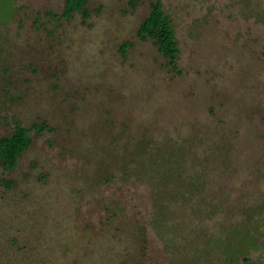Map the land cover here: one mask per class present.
I'll return each mask as SVG.
<instances>
[{"label": "rangeland", "instance_id": "rangeland-1", "mask_svg": "<svg viewBox=\"0 0 264 264\" xmlns=\"http://www.w3.org/2000/svg\"><path fill=\"white\" fill-rule=\"evenodd\" d=\"M158 1L174 67L137 35L150 0H87L88 18L0 0V138L14 121L51 129L0 168V264H172L133 175L156 147L222 205L264 197V0ZM255 232L247 256L264 264V221Z\"/></svg>", "mask_w": 264, "mask_h": 264}, {"label": "trees", "instance_id": "trees-1", "mask_svg": "<svg viewBox=\"0 0 264 264\" xmlns=\"http://www.w3.org/2000/svg\"><path fill=\"white\" fill-rule=\"evenodd\" d=\"M132 1L135 5V0ZM86 4L87 0H65L62 17L83 12L88 18L90 11L85 8ZM137 35L140 39H152L159 53L174 67L178 49L158 0H150L149 13L141 22ZM128 48L127 44L123 51ZM33 131L42 134L51 129L45 121L29 127L14 121L12 133L0 138V168L4 171L15 168L32 144L30 133ZM180 169L174 150L161 147L151 153L141 151L133 167V175L151 186L149 224L170 254L171 263L251 264L247 254L259 247L255 227L264 221V197L256 204L225 206L215 201L208 191L203 182L204 173L197 172L180 184ZM173 180L178 181L173 184ZM171 197L179 199V203L165 202Z\"/></svg>", "mask_w": 264, "mask_h": 264}]
</instances>
